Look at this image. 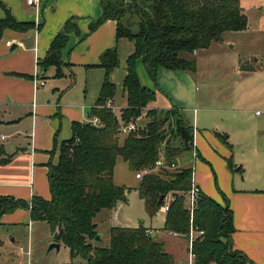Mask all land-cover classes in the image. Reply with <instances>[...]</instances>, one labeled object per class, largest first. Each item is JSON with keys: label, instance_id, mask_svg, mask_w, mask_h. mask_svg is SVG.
Instances as JSON below:
<instances>
[{"label": "trees", "instance_id": "trees-1", "mask_svg": "<svg viewBox=\"0 0 264 264\" xmlns=\"http://www.w3.org/2000/svg\"><path fill=\"white\" fill-rule=\"evenodd\" d=\"M100 4L101 16L90 24L89 30L113 19L116 37H125L134 45L133 52L126 58V74L121 83L126 106L120 116L106 107V101L113 99L116 89L110 79L112 70L119 64L114 47L100 56L99 66L105 76L90 111L100 123L73 121L71 137L59 145L57 163L48 167L50 198L33 196L27 202L9 195L0 196V218L19 208L28 210L30 220H43L48 224L55 242L68 248L70 259L80 257L86 264H175L163 243L142 222L136 227L111 226L108 243L100 246L95 242L98 232L93 219L96 214L126 200V187L113 181L118 157L138 172L144 168L154 169L162 153L163 165L159 171L140 177L136 189L149 216L162 208L164 198L170 194L162 230L185 238L189 231L190 216L185 203L192 169L168 171L183 148L173 146L169 139L170 118L177 110L164 111L162 117H158L161 112L148 110L149 121L144 128L125 134L122 140L119 137L120 121H134L155 99V92L140 83L135 62L138 58L142 60L156 86L159 69L194 72V52L220 41L226 31L244 30L247 17L239 0H100ZM2 9L0 40L6 29L23 32L34 27L32 22L16 20L3 4ZM70 32H77L72 19L55 34L46 55L39 61L41 69L54 66V76L63 75L61 51ZM179 131L176 135L185 136L191 146V129L179 123ZM221 139L230 145L226 135H221ZM227 164L233 170L230 158ZM222 197L223 204L201 192L197 197L192 222L204 234L193 242V264H250L244 253L231 246L232 210L227 198L223 194Z\"/></svg>", "mask_w": 264, "mask_h": 264}, {"label": "crops", "instance_id": "crops-1", "mask_svg": "<svg viewBox=\"0 0 264 264\" xmlns=\"http://www.w3.org/2000/svg\"><path fill=\"white\" fill-rule=\"evenodd\" d=\"M0 1H4V3L0 2V18L4 14L3 4L16 20L34 23V27L23 32L6 29L0 40V131H9L5 137L1 136L3 134L0 135V196L9 195L27 199L28 202L33 196L49 199L48 167L49 164L57 163L60 143L71 137L73 121L85 123L93 117L90 115L88 120L86 111L89 107L90 113L95 105L104 80L105 71L99 66L100 56L114 47L119 54L120 46H125L127 38L116 37V21L113 19L106 20L92 31L89 30L90 24L101 16L100 0H39L37 5H30L27 0L25 3L21 0ZM68 19H72L76 24L77 32L68 34V40L61 51L63 75L54 76L56 68L49 66L41 69L39 61L44 58L55 34ZM131 49L133 52V42ZM194 58L196 61L194 72L159 69L157 89L147 75L142 60L140 58L136 60L135 68L140 83L155 91V99L146 106L142 115H146L151 109L160 112L177 110V114L172 115L173 119L170 118V121L178 126L176 133L179 131V123L191 129L192 144L190 146L188 143L190 146L188 150L191 152V157L192 151H195L197 159L191 162V166L180 167L179 153L175 159L177 165L168 167V170L191 168L194 181L201 193L220 204H223V194L232 210L234 227L230 236L232 248L244 253L250 264H264V179H261L263 175L258 167L255 168L256 172L249 181H237L233 170L242 174L243 169L241 164L235 165L232 160L231 142L236 147L239 146L235 137L245 139L253 135L256 129L247 126L240 116L241 110L237 108L242 100L239 83L235 82V87L230 90H216L199 68L200 57L196 54ZM240 64H249V62L232 60L226 67L229 69L224 73V77L233 74L239 78L243 77L246 73L240 69ZM65 65L84 67L87 76L91 77V82L97 80L100 82L94 102L91 104L82 102L81 97L78 96L72 104L64 103L63 100L60 104L62 92L58 87L42 88L45 86V81L42 79L47 78L46 73L49 69L53 68L54 78H61L64 76L62 68ZM250 65L253 66V70L255 64ZM218 69L224 68L219 66ZM124 73L126 74V68ZM110 79L113 81L111 74ZM40 81L44 83L38 86L37 82ZM56 94H59L58 97ZM115 95L112 100L107 101L112 103V111L116 114ZM120 99L122 104L117 107L121 110L126 106V97L122 89ZM187 99L189 102L192 101V104H181L186 103ZM193 107L196 108L193 109L192 125H190L184 112ZM142 115L134 120L136 125ZM25 122L29 124L30 130L23 133L21 129ZM137 128L142 129V126L137 125ZM221 135L227 136L230 145L222 141ZM9 138L11 141L7 140ZM184 149L183 147L181 151ZM229 158L233 170L228 167ZM238 167L240 169H237ZM212 176L218 179L216 188L212 185ZM160 210L164 215L166 214L162 208ZM22 213L15 211L13 214H3L1 217L8 221L11 218L18 219ZM24 214L29 218L28 210H24ZM146 228L155 233L158 240L163 243L165 251L172 255L175 264H188L187 260L183 259L185 252L188 259L185 237L162 230V227L158 230ZM178 246L183 247L182 256L177 252Z\"/></svg>", "mask_w": 264, "mask_h": 264}, {"label": "rangeland", "instance_id": "rangeland-1", "mask_svg": "<svg viewBox=\"0 0 264 264\" xmlns=\"http://www.w3.org/2000/svg\"><path fill=\"white\" fill-rule=\"evenodd\" d=\"M8 1L15 2L17 0ZM21 1L25 3V0ZM0 2L4 3V1ZM239 3L247 17L246 28L244 30L222 33L220 41L211 43L207 48L197 50L194 52L193 57L196 54L200 57L199 68L208 77L210 85L216 90H230L235 87V82L239 83V94L242 100L237 105V108L241 110L240 116L247 126L252 127L253 130L256 129L253 135L245 139L235 137L239 146L236 147L231 142L233 144L232 160L236 163L235 165L241 164L243 169L242 174L233 170L234 176H236L237 181L243 180V182H247L254 176L255 168L258 169V167L261 169V175H263L261 179H264V0H239ZM125 43V46L121 45L119 49V64L111 73L113 82H115L117 87L114 103L117 106L122 104V101H120L121 80L125 74L126 58L132 52V42L126 39ZM217 58L221 59L218 60L220 63L216 60ZM234 59L240 62H249V64L254 63L255 68L253 70H243V73L245 72L246 74L240 78L234 74L224 77V73L229 69L226 68L227 65ZM219 66L224 69L219 70ZM52 69L50 68L46 73L47 78L42 79L45 81V86L42 88L53 89V87H58L60 92H62L60 104H62V100L64 103L72 104L78 96L85 103L91 104V102L95 101L94 96H97L100 82L98 80L91 82V77L87 76L84 67H67L65 65L62 68L64 76L61 78H54ZM154 87L158 88L155 83ZM58 95L56 94L57 97ZM187 101L188 99L185 101L186 103L181 104H192V101ZM172 104L176 103L172 102ZM116 107L115 111L117 116H119L121 110ZM194 108L196 107L184 112L190 125H192L191 119ZM89 109L88 107L86 118L90 116ZM157 111L160 112L159 110ZM255 111H260L262 115H256ZM181 114H183V111H181ZM163 115L164 112H161L158 117ZM147 121H149V117L142 115L137 125L143 128L145 127L143 124H146ZM170 123L171 127L168 128L170 143L174 146H188L185 136L183 137L182 134L176 135V127L178 126L173 125V121H170ZM21 130L23 133L29 132V124L25 122ZM7 134H9V131H0L1 136L5 137ZM124 135L119 134L120 140H122ZM23 137L26 138L25 136ZM7 140L11 141V138ZM178 160L180 167L191 166L193 161L191 152L188 149L182 150L178 155ZM158 168H154L147 173H156L159 171ZM168 171L173 172L174 170L169 168ZM135 173L124 160L121 158L117 159L114 166L113 181L117 185L126 187V200L118 202L114 208L101 210L94 217L93 221L96 223L99 235V239L95 242L100 246H105L108 243V231L111 226L136 227L142 222L145 227L153 230L163 227L165 215L160 209L153 216H149L146 213L143 200L136 189L139 179L135 177ZM211 180L213 187L216 188L218 186L217 177L212 176ZM26 201L28 202L27 199ZM185 208L189 211L187 202L185 203ZM24 210L19 208L13 212L6 213V215H9L15 211L23 212L18 219L11 218L7 221L1 217L0 264H86L85 260L80 257H76L73 260L70 259L69 250L62 243H59V249H49V245L55 240L50 233L48 224L43 220L32 221L26 218ZM182 249V246L177 247V252L181 256L183 255ZM183 259L188 262L186 252Z\"/></svg>", "mask_w": 264, "mask_h": 264}, {"label": "built area", "instance_id": "built-area-1", "mask_svg": "<svg viewBox=\"0 0 264 264\" xmlns=\"http://www.w3.org/2000/svg\"><path fill=\"white\" fill-rule=\"evenodd\" d=\"M38 2H39V0H27V3L30 5H37ZM43 83H44L43 81H40V82H37V85L40 86ZM106 107L113 110V105L110 101H107ZM255 114L261 115L262 113L260 111H255ZM89 122L93 125H98L100 123V120L97 117H92ZM137 129L138 128H137L134 121H129L126 123H123L122 121H120V125L118 127V131L121 134H127L130 132H135ZM192 159H193V162L197 159V154L195 151H192ZM162 165H163V159H162V156L160 153L159 158L155 161V168L160 167ZM151 170L152 169H149V168L141 169L138 172H136L135 177L140 178L143 176V174H145ZM199 193H200V188L195 183L194 173L192 172L191 186H190L189 191L187 192V203H188V209L190 212V226H189V231H188V235H187V239H188V264H193V253H192L193 242L196 239L201 238L204 234V231L201 228H199L197 225H194L192 222L193 210L196 206V201H197V197H198ZM170 200H171V197L168 195L164 198V203L162 206V209L164 211L168 210ZM170 233H172L174 235H178V234L173 233V232H170Z\"/></svg>", "mask_w": 264, "mask_h": 264}, {"label": "water", "instance_id": "water-1", "mask_svg": "<svg viewBox=\"0 0 264 264\" xmlns=\"http://www.w3.org/2000/svg\"><path fill=\"white\" fill-rule=\"evenodd\" d=\"M253 68V66L252 65H250V64H243V65H241L240 66V69L241 70H250V69H252ZM173 165L175 166V165H177V160H173ZM163 197L161 196L160 197V199H162ZM99 239V235H98V233H97V235L95 236V241L96 240H98ZM59 247H60V244L58 243V242H52L50 245H49V249H51V248H56V249H59Z\"/></svg>", "mask_w": 264, "mask_h": 264}]
</instances>
